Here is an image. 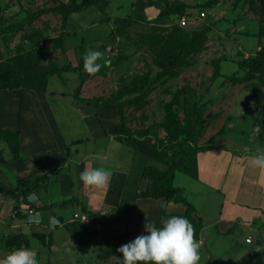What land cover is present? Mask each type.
I'll return each mask as SVG.
<instances>
[{"label":"crops","instance_id":"crops-1","mask_svg":"<svg viewBox=\"0 0 264 264\" xmlns=\"http://www.w3.org/2000/svg\"><path fill=\"white\" fill-rule=\"evenodd\" d=\"M128 1L130 9L138 8L149 21L160 14L155 6H136L134 0ZM5 15L6 11L1 9L0 63L17 55L9 43L6 30L10 24ZM106 17L96 25L98 38L87 41L88 49L96 51L87 66L61 77L66 88L50 90L52 76L46 92L0 90V128L20 134L18 158L7 142L0 141V152L6 159L0 166V183L16 191L24 178H43L31 193L37 199L34 219L38 223L29 221L25 214L28 203L22 198L17 200L0 193V264H85L76 259L79 252L86 257L84 241L74 235V226L82 223L73 221L75 213L86 212L84 207L95 222L99 221L92 214L106 222L107 226L99 222L101 232L109 228L129 244L148 247L172 264H226L223 260L229 253L220 243L226 241L225 248L234 249L230 239L242 225L248 229L244 243L255 252L264 249V154L257 151L264 136L253 145L248 138V148L218 142L235 131L217 136L198 152L196 178L176 173L175 185L184 190L196 209L195 217L202 222L195 239L175 238L164 229L168 216L186 213L183 204L137 197L152 186L151 180L144 177L145 168L155 166L164 171L168 165L154 157L147 137L118 133L122 120L115 104L87 98L99 95L95 89L88 94L89 81L102 75L101 70H92L94 64L103 63L95 58L104 60L111 51L105 39L113 31L115 21H110L109 14ZM104 26L107 28L100 34L98 31ZM81 73L85 74L84 81L80 80ZM237 137L244 140L249 136ZM183 174L187 176L186 182L203 190L197 192L193 187L177 185ZM202 194L219 199L213 215L193 202ZM256 233L259 237L255 241ZM248 238L252 243H248Z\"/></svg>","mask_w":264,"mask_h":264},{"label":"rangeland","instance_id":"rangeland-1","mask_svg":"<svg viewBox=\"0 0 264 264\" xmlns=\"http://www.w3.org/2000/svg\"><path fill=\"white\" fill-rule=\"evenodd\" d=\"M80 1L76 0L77 3ZM148 1L134 0V5H147ZM182 1L190 6L187 11L190 23L183 29L195 32L211 26L212 30L208 33L204 49L190 55L187 64L179 68L174 77L162 80H156L159 69L155 63L169 42L172 31L176 27L181 28L178 17L168 22L137 21L133 17L135 10L130 9L128 0L122 3L109 0V4L108 0H101L97 6L69 17L65 16V11L74 6L73 0H0V9L6 11L4 18L10 24L6 30L10 36L9 43L17 54H34L32 68L80 65L83 52L94 53L95 50L88 49L87 45L98 38L96 25L109 14L110 21H115L112 30L122 27L124 31L116 29L114 38L105 39L111 48L110 55L104 60L95 58L96 62L103 63L101 66L94 64L92 70H101L102 75L94 77L88 85L89 90L95 89L99 95L87 98L104 103L139 96L142 93L121 98L120 92L125 87H131L135 79L149 77L154 89L141 97L140 102L124 107L122 126L129 133L147 137L154 153L167 143L168 128L172 122L183 124L186 110L196 103L204 111L203 131L197 142L199 150L208 147L217 136L233 131L235 134L222 136L218 142L248 148L251 144L247 139L250 138L248 140L252 145L257 141L259 124L264 120V73L248 65L264 48V0ZM105 2L108 4L106 11L100 12ZM116 6H119L120 12ZM106 28L101 27L98 32L104 33ZM77 33L80 34L76 36ZM83 78L85 74L81 73L80 80L84 81ZM60 88H66V85L61 77L55 75L50 90ZM90 92L88 94H93ZM236 134L249 137L238 139ZM257 151L264 154V143ZM186 180V175H180L176 184L187 189L193 187L197 192L203 190ZM193 202L213 215L219 199H210L202 194ZM74 228V235L84 241L82 244L86 252L83 258L76 249L79 252L76 253L78 261L83 260L85 264H117V256H108L109 249L114 245L111 229L89 231L78 224ZM240 228L230 239L231 246L235 244L234 249L228 251L225 248L227 242L220 243L229 253L224 263L264 264V249L255 252L252 246L246 245L244 240L248 237V229L243 225ZM258 235H254L255 241ZM160 259L164 260L163 257Z\"/></svg>","mask_w":264,"mask_h":264},{"label":"trees","instance_id":"trees-1","mask_svg":"<svg viewBox=\"0 0 264 264\" xmlns=\"http://www.w3.org/2000/svg\"><path fill=\"white\" fill-rule=\"evenodd\" d=\"M100 1L81 0L77 3L76 0H73L74 6L65 11V16L69 17L73 13H80L89 7L97 6ZM108 4L105 2L100 7V12H105ZM147 6H155L160 9V14L156 20L161 22L171 21L173 17H178L179 21L180 17L188 15L187 11L190 8L182 0H149ZM133 17L137 21H145L146 19L139 9L135 10ZM116 29L120 32L124 31L122 27ZM116 29L110 33L109 38L116 36ZM211 30V26L195 32H188L182 27H176L155 63L159 69L156 80L174 77L177 74V70L187 64L190 55L204 49L208 40V33ZM90 56V52H83L81 64L77 67L67 64L64 66L51 65L43 68H32L31 64L34 54L30 52L19 53L11 60L0 63V90H18L23 88L46 92L49 79L52 76L63 77L64 73L82 71L86 67ZM248 65L264 73V48ZM154 87L153 82L151 81L150 83L149 77L135 79L131 87H125L120 92V97L142 93L141 95L122 101L107 100L104 103L115 104L119 109L121 120H123L124 107L128 104L140 102L141 97L148 95ZM203 112V107L196 103L186 110L183 124H173L174 122H172L173 125L171 124L168 128L169 138L167 143L163 144L162 148L156 149L154 154L158 161L168 165V169L162 171L155 166L146 167L144 177L151 180L152 186L137 196L138 198L166 199L168 202L183 204L187 208L184 215L168 216L166 218L164 229L175 238L195 239L202 229L201 220H198L194 215L196 213L195 207L186 198L184 190L175 185V178L178 171L194 178L198 175L197 155L200 150L197 148V142L203 131ZM122 125L118 128V133H129ZM258 131L260 136L257 141H261L264 136V120L260 122ZM0 141L7 142L14 153V157H19V132L0 128ZM5 163L6 159L0 152V166ZM42 179L41 177L24 178L19 182L16 191H12L6 185L0 183V193L17 200L22 198L28 203V197ZM64 205L61 204V206ZM84 211H88L86 207H84ZM92 216L102 225L107 226L99 215L92 214ZM81 226L86 229L83 224ZM112 239L114 245L109 249L108 256H117V264H172L165 259H160L162 256L148 247L131 245L123 237L115 234L112 235Z\"/></svg>","mask_w":264,"mask_h":264},{"label":"built area","instance_id":"built-area-1","mask_svg":"<svg viewBox=\"0 0 264 264\" xmlns=\"http://www.w3.org/2000/svg\"><path fill=\"white\" fill-rule=\"evenodd\" d=\"M203 17H205V14H202ZM190 23V18L188 15L182 16L179 18V24L181 27H186ZM36 204L37 199L34 195H30L28 197V204L25 209V214L30 218L29 221L32 223H38V220H35L34 217L37 215L36 211ZM74 222H80L82 223L85 228L89 231H101L102 225L99 222H95L89 213L87 212H78L74 214L73 217ZM248 243H252V239L248 238Z\"/></svg>","mask_w":264,"mask_h":264},{"label":"water","instance_id":"water-1","mask_svg":"<svg viewBox=\"0 0 264 264\" xmlns=\"http://www.w3.org/2000/svg\"><path fill=\"white\" fill-rule=\"evenodd\" d=\"M257 244L260 245V241Z\"/></svg>","mask_w":264,"mask_h":264}]
</instances>
